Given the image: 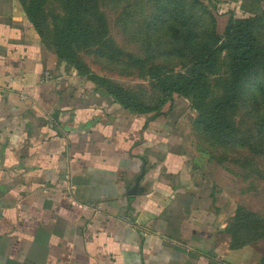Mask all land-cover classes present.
<instances>
[{"label": "crops", "instance_id": "crops-1", "mask_svg": "<svg viewBox=\"0 0 264 264\" xmlns=\"http://www.w3.org/2000/svg\"><path fill=\"white\" fill-rule=\"evenodd\" d=\"M152 114L96 89L0 0V264H258L257 243L230 249L235 207L187 133Z\"/></svg>", "mask_w": 264, "mask_h": 264}, {"label": "rangeland", "instance_id": "rangeland-1", "mask_svg": "<svg viewBox=\"0 0 264 264\" xmlns=\"http://www.w3.org/2000/svg\"><path fill=\"white\" fill-rule=\"evenodd\" d=\"M96 1L104 17L106 38L99 44L76 49L78 56L92 73L134 93L142 103L152 106L161 98L151 78L152 72L185 71L202 47L209 45L207 37L213 21L217 24L216 32L221 35L229 16L215 11L214 6L218 2L225 3L223 0H200L196 4L189 0ZM230 1L233 4L230 2L223 7H232L237 17L249 15L248 10L258 12L264 7L260 0ZM60 6V0H45L41 36L49 38L53 16L61 13ZM257 32L264 42V27ZM46 48L55 55L53 48ZM226 63V54L222 53L215 67L217 75L225 72ZM214 77L210 75L209 79ZM162 110L169 112L176 119L178 129L187 133L191 147L189 157L196 166L203 168L205 175L210 174L214 193L227 200L230 207L236 209L239 205L255 213L259 221L256 234L264 235V146L259 144L264 140V134L259 132L262 112H255L249 104L239 102L235 113L238 135L224 139L209 133L197 122L189 98L173 94L161 107L160 114ZM254 242L264 250V236Z\"/></svg>", "mask_w": 264, "mask_h": 264}, {"label": "trees", "instance_id": "trees-1", "mask_svg": "<svg viewBox=\"0 0 264 264\" xmlns=\"http://www.w3.org/2000/svg\"><path fill=\"white\" fill-rule=\"evenodd\" d=\"M189 1L200 3V0ZM19 2L28 20L41 36L40 27L45 23L42 13L45 0ZM60 2L61 13L53 16L49 38L41 36L42 42L46 47L54 49L59 60L72 66L79 76L89 80L96 89H101L122 108L136 114L152 112L151 117H155L173 94H178L191 100L197 122L206 131L224 139H232L238 135L235 113L238 103L243 101L255 112H262L259 117V132L264 134V42L257 32L264 27V7L258 12L248 10L249 15L237 17L227 7L215 5L218 14H229L222 34L216 32L217 24L213 21L207 37L209 45L202 47L185 71L152 72L151 78L161 94L159 102L152 106L142 103L134 93L92 73L78 56L76 49L99 44L106 38L105 21L99 12L97 1ZM259 2L264 3V0ZM222 53L227 57L226 70L217 75L215 67ZM210 75L216 77L209 79ZM259 144L264 146V140ZM255 218V213L239 205L236 207L226 226L230 236V249L243 248L264 236L256 234L259 221ZM258 264H264V253Z\"/></svg>", "mask_w": 264, "mask_h": 264}, {"label": "built area", "instance_id": "built-area-1", "mask_svg": "<svg viewBox=\"0 0 264 264\" xmlns=\"http://www.w3.org/2000/svg\"><path fill=\"white\" fill-rule=\"evenodd\" d=\"M223 1H225L226 3H230L231 1L230 0H223ZM71 188V187H70Z\"/></svg>", "mask_w": 264, "mask_h": 264}, {"label": "water", "instance_id": "water-1", "mask_svg": "<svg viewBox=\"0 0 264 264\" xmlns=\"http://www.w3.org/2000/svg\"><path fill=\"white\" fill-rule=\"evenodd\" d=\"M137 185H138V182H137V184H136V187H135V188H137ZM134 190H136V189H134Z\"/></svg>", "mask_w": 264, "mask_h": 264}]
</instances>
